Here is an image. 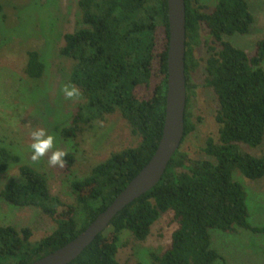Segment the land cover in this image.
<instances>
[{
  "label": "trees",
  "instance_id": "16d2710c",
  "mask_svg": "<svg viewBox=\"0 0 264 264\" xmlns=\"http://www.w3.org/2000/svg\"><path fill=\"white\" fill-rule=\"evenodd\" d=\"M186 3L185 74L187 105L183 141L195 131L191 120L192 74L201 65L203 85L217 97L218 140L209 137L204 153L211 159H192L179 150L161 181L116 215L110 226L70 264H121V235L131 232L145 241L161 214L172 211L178 222L170 246L150 254L151 264H216L224 257L211 248V229L234 233L245 229L264 234V227L249 222L248 194L233 175L239 171L250 180L264 178V156L240 149L258 147L264 140V38L254 55L224 39L250 32L255 22L249 0H218L210 10L200 0ZM78 28L65 35L61 56L72 62L69 82L83 97L71 123L59 130L65 140L77 141L96 122L119 114L135 147L112 153L94 165L90 173L71 182L74 204L53 193L48 176L22 164L0 198L15 207H33L57 224L37 242L27 226L0 227V264H31L65 246L83 232L127 187L155 153L163 135L168 84L170 40L167 0H78ZM208 57L198 60L194 49L202 44ZM25 74L40 80L45 64L39 52L30 51ZM20 157L0 144V176ZM68 170L75 154L67 152Z\"/></svg>",
  "mask_w": 264,
  "mask_h": 264
},
{
  "label": "rangeland",
  "instance_id": "374dc122",
  "mask_svg": "<svg viewBox=\"0 0 264 264\" xmlns=\"http://www.w3.org/2000/svg\"><path fill=\"white\" fill-rule=\"evenodd\" d=\"M200 1L212 10L218 0ZM249 4L255 18L250 32L224 39L252 56L257 43L264 38V0H249ZM80 18L78 0H0V144L21 159L0 176V191L9 178L18 177L20 165L26 164L44 172L53 193L64 202L74 204L76 197L70 186L74 179L86 177L94 165L112 153L139 143L140 139L131 134L128 123L119 114L96 122L93 129L77 141L65 140L59 133L71 123L83 101L82 96L65 98L62 88L71 84L72 62L60 54L65 35L78 28ZM201 36L202 44L194 49L198 60L208 57L204 43L211 41L206 32L203 31ZM30 51L39 52L45 64V73L40 80L29 79L24 72ZM204 77L205 70L201 65L192 74L194 86L189 101L195 131L181 145V150L192 159L200 160L211 159L204 153L207 139L218 140L219 136L215 118L219 103L214 92L204 87ZM37 129H44L55 137L54 150L75 154L76 161L71 170L67 165L63 168L49 166L51 152L38 163L31 160V133ZM239 146L245 153L264 156V140L258 147L243 143ZM233 178L248 194L249 222L264 227V178L250 180L239 171ZM8 225L17 229L31 227L32 242L41 240L57 227L54 220L39 209L18 208L0 198V227ZM177 227L178 222L169 211L161 214L145 241H138L131 232L123 231L118 261L121 264H151V252L166 250ZM210 234L211 248L224 257L225 264H264V234L240 228L234 233L211 229ZM216 264L223 263L218 261Z\"/></svg>",
  "mask_w": 264,
  "mask_h": 264
},
{
  "label": "water",
  "instance_id": "95a60500",
  "mask_svg": "<svg viewBox=\"0 0 264 264\" xmlns=\"http://www.w3.org/2000/svg\"><path fill=\"white\" fill-rule=\"evenodd\" d=\"M170 40L168 50V84L163 135L150 161L132 179L115 200L76 238L31 264H70L75 261L110 226L118 213L153 189L182 145L185 135L187 86L186 3L167 0Z\"/></svg>",
  "mask_w": 264,
  "mask_h": 264
},
{
  "label": "clouds",
  "instance_id": "9594fccd",
  "mask_svg": "<svg viewBox=\"0 0 264 264\" xmlns=\"http://www.w3.org/2000/svg\"><path fill=\"white\" fill-rule=\"evenodd\" d=\"M62 91L65 94L66 99H76L81 96L79 89L75 85H64ZM31 138L33 140V143L30 146L32 150L31 160L34 163H38L43 157L51 152L48 159L49 166H59L60 168L65 167L67 163L65 160L67 152L60 149L54 150L55 137L53 135L47 134L44 129H37L31 133Z\"/></svg>",
  "mask_w": 264,
  "mask_h": 264
}]
</instances>
